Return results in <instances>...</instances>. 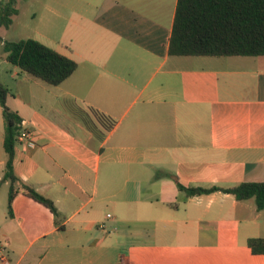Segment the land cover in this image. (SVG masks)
Masks as SVG:
<instances>
[{
  "label": "crops",
  "instance_id": "obj_1",
  "mask_svg": "<svg viewBox=\"0 0 264 264\" xmlns=\"http://www.w3.org/2000/svg\"><path fill=\"white\" fill-rule=\"evenodd\" d=\"M32 1L18 0L14 20ZM177 4L47 0L31 11L38 40L78 68L56 87L8 68L20 79L7 105L36 144H17L14 170L62 220L22 191L9 216L0 106V264H264L248 247L264 238L255 199L179 188L264 182V57L170 56ZM84 105L114 129L102 136Z\"/></svg>",
  "mask_w": 264,
  "mask_h": 264
},
{
  "label": "trees",
  "instance_id": "obj_2",
  "mask_svg": "<svg viewBox=\"0 0 264 264\" xmlns=\"http://www.w3.org/2000/svg\"><path fill=\"white\" fill-rule=\"evenodd\" d=\"M18 0L0 1V32L9 29L18 16ZM0 41L6 60L21 72L48 85L59 86L77 70L75 61L35 39ZM169 54L174 57H264V0H178ZM13 94L0 82V106L5 123L4 151L7 161L2 182H8V214L13 217L12 204L22 191L47 208L60 225L62 214L55 203L24 184L16 175L14 160L22 131V118L8 105ZM90 122L102 136L108 135L116 121L102 112L83 106ZM187 197L215 192L230 194L238 201L255 199L258 211L264 210V182L241 183L232 188L187 187L179 184ZM248 247L254 255H264V238H251Z\"/></svg>",
  "mask_w": 264,
  "mask_h": 264
},
{
  "label": "rangeland",
  "instance_id": "obj_3",
  "mask_svg": "<svg viewBox=\"0 0 264 264\" xmlns=\"http://www.w3.org/2000/svg\"><path fill=\"white\" fill-rule=\"evenodd\" d=\"M47 0H40L39 3H28V5L25 7L24 10H22V13L19 17H17L14 20L13 25L9 29H2L1 31V36L5 41H18V40H23V39H35L38 40V36L36 34V24H39L40 22L36 20L32 15L31 11L37 10L39 12L45 11L46 7L43 6V4ZM40 26V25H39ZM38 27V25H37ZM44 32H47L43 28L41 29ZM48 33V32H47ZM39 41V40H38ZM4 56H6L2 43L0 41V82L6 86L11 93H17L18 92V79L16 78L12 79L11 78V70L8 68H14L13 65L10 63H3L4 62ZM7 64V65H6ZM9 66V67H7ZM24 73V72H22ZM26 74L25 76H29V74ZM31 77V76H29ZM9 104L11 107H16L17 102L15 99H13L10 96L9 99ZM10 107V108H11ZM81 116L77 117L78 119L81 120ZM5 128V127H4ZM124 241V240H123ZM124 245V249H127V246L129 245V242L124 241L122 243Z\"/></svg>",
  "mask_w": 264,
  "mask_h": 264
},
{
  "label": "built area",
  "instance_id": "obj_4",
  "mask_svg": "<svg viewBox=\"0 0 264 264\" xmlns=\"http://www.w3.org/2000/svg\"><path fill=\"white\" fill-rule=\"evenodd\" d=\"M22 127V131L21 134L18 138V143H25L27 144L29 147H35L36 144L33 141V134L32 132H30L29 130H26L25 128H23V123L21 124ZM5 260V256L3 254H0V262Z\"/></svg>",
  "mask_w": 264,
  "mask_h": 264
}]
</instances>
